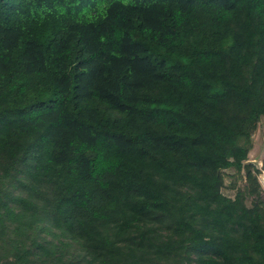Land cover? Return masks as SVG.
<instances>
[{
  "label": "trees",
  "instance_id": "16d2710c",
  "mask_svg": "<svg viewBox=\"0 0 264 264\" xmlns=\"http://www.w3.org/2000/svg\"><path fill=\"white\" fill-rule=\"evenodd\" d=\"M263 115L264 0H0V264H264Z\"/></svg>",
  "mask_w": 264,
  "mask_h": 264
},
{
  "label": "rangeland",
  "instance_id": "374dc122",
  "mask_svg": "<svg viewBox=\"0 0 264 264\" xmlns=\"http://www.w3.org/2000/svg\"><path fill=\"white\" fill-rule=\"evenodd\" d=\"M253 147L248 153V158L245 161L246 163L253 164L256 168L258 167V158L259 155L264 151V115L261 116L260 121L257 125V129L253 134ZM227 176L225 177V187L223 189V193L233 197L234 191L229 187L232 182H236L237 187H243L245 185V176L244 171H242V177L235 175L233 170H226ZM262 180V173L258 175V181L260 183ZM261 188L264 190V187L260 183Z\"/></svg>",
  "mask_w": 264,
  "mask_h": 264
},
{
  "label": "water",
  "instance_id": "95a60500",
  "mask_svg": "<svg viewBox=\"0 0 264 264\" xmlns=\"http://www.w3.org/2000/svg\"><path fill=\"white\" fill-rule=\"evenodd\" d=\"M257 169L262 173V180H260V183L264 187V151L259 155Z\"/></svg>",
  "mask_w": 264,
  "mask_h": 264
},
{
  "label": "bare ground",
  "instance_id": "6f19581e",
  "mask_svg": "<svg viewBox=\"0 0 264 264\" xmlns=\"http://www.w3.org/2000/svg\"><path fill=\"white\" fill-rule=\"evenodd\" d=\"M264 185V184H263Z\"/></svg>",
  "mask_w": 264,
  "mask_h": 264
}]
</instances>
